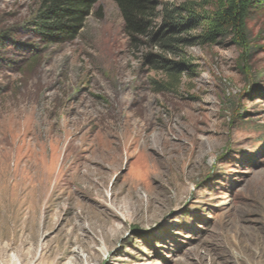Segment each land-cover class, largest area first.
I'll use <instances>...</instances> for the list:
<instances>
[{"label":"rangeland","instance_id":"rangeland-1","mask_svg":"<svg viewBox=\"0 0 264 264\" xmlns=\"http://www.w3.org/2000/svg\"><path fill=\"white\" fill-rule=\"evenodd\" d=\"M36 8L0 0V264H264V5L169 91L113 0L59 44Z\"/></svg>","mask_w":264,"mask_h":264},{"label":"trees","instance_id":"trees-1","mask_svg":"<svg viewBox=\"0 0 264 264\" xmlns=\"http://www.w3.org/2000/svg\"><path fill=\"white\" fill-rule=\"evenodd\" d=\"M123 19V31L132 45L145 40L157 53H147L145 59L156 71L164 74L158 91L177 89L186 71L192 68L189 45L215 43L226 28L237 35L244 51L247 49L246 20L252 8L264 5V0H220L218 11L200 10L195 3H175L165 0H113ZM37 8L27 21L35 36L45 44L73 40L84 25L97 0H36ZM197 32L196 35L192 34ZM8 30L0 32L6 38Z\"/></svg>","mask_w":264,"mask_h":264}]
</instances>
